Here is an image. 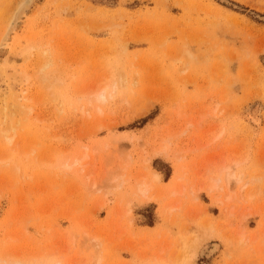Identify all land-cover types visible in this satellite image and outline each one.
<instances>
[{
    "label": "rangeland",
    "instance_id": "1",
    "mask_svg": "<svg viewBox=\"0 0 264 264\" xmlns=\"http://www.w3.org/2000/svg\"><path fill=\"white\" fill-rule=\"evenodd\" d=\"M262 16L264 0H39L0 44V91L32 108L0 116V264H264Z\"/></svg>",
    "mask_w": 264,
    "mask_h": 264
},
{
    "label": "bare ground",
    "instance_id": "2",
    "mask_svg": "<svg viewBox=\"0 0 264 264\" xmlns=\"http://www.w3.org/2000/svg\"><path fill=\"white\" fill-rule=\"evenodd\" d=\"M38 1L39 0H17L16 1L14 7L12 8V11L10 12V15L8 16L7 26L5 27L1 35L0 44H4L5 42L12 40L17 30L19 29V27L25 24L26 15L37 4ZM262 17L264 19V16ZM47 64H48V59H45V57H43L42 62H41V68H44ZM14 74L16 78L18 79L20 78L19 74L16 71L14 72ZM24 76L26 77V75ZM105 89H106V86L96 93L97 100L103 101L106 99V95L104 92ZM9 97L13 98L12 99L13 102L10 105L8 101V99H10ZM26 101H27V96L25 95V90H23L22 88L17 89L15 88L13 83H8L7 88H3L0 91V114H1L0 116H3L4 120H6V117H7L10 119L11 122H13L16 116H21L24 113H28L29 110H32V108L27 109V107H25ZM10 110L12 113V114L10 113L11 115L9 114ZM16 124L14 125L12 124L2 129L3 135L7 139V143H11L14 139V137L10 136L9 133L12 129H15L17 127ZM158 152H161V151H158ZM30 153L31 151H28L25 154H30ZM13 155L14 153L9 155L8 157L2 158L1 160L3 161L7 158H11ZM74 163L81 165L83 162L81 161V159L80 160L77 159ZM84 168L85 166H81V169H84ZM237 178L240 179V177H237ZM149 188H150V184L147 183L145 180H143L142 182L138 184V192L141 195L147 196ZM16 262L19 263V260L16 259Z\"/></svg>",
    "mask_w": 264,
    "mask_h": 264
}]
</instances>
